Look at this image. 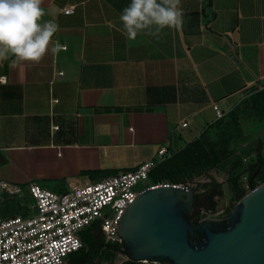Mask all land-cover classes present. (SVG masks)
<instances>
[{
    "label": "crops",
    "instance_id": "0c3cea01",
    "mask_svg": "<svg viewBox=\"0 0 264 264\" xmlns=\"http://www.w3.org/2000/svg\"><path fill=\"white\" fill-rule=\"evenodd\" d=\"M129 3L42 0L59 26L43 59L0 60V179L61 193L134 169L264 89V0H180V27L134 41Z\"/></svg>",
    "mask_w": 264,
    "mask_h": 264
},
{
    "label": "built area",
    "instance_id": "2783aa9c",
    "mask_svg": "<svg viewBox=\"0 0 264 264\" xmlns=\"http://www.w3.org/2000/svg\"><path fill=\"white\" fill-rule=\"evenodd\" d=\"M62 10L69 14L73 6ZM212 109L217 119L223 116L217 103H212ZM186 125V121L181 123ZM173 152L161 146L155 159L144 161L134 169L80 185L70 184L61 193L34 182L23 189L0 179V201L5 197L15 198L26 209V214L0 215V264H70L69 255L85 246L81 232L91 225L98 226L105 243L117 245L118 253H123L125 247L118 225L122 213L139 193L162 186L193 190L189 181L149 182L151 169ZM247 158L242 156V163L246 164ZM140 181L147 183L139 188ZM238 181L243 191L252 189L248 171L238 173Z\"/></svg>",
    "mask_w": 264,
    "mask_h": 264
},
{
    "label": "water",
    "instance_id": "95a60500",
    "mask_svg": "<svg viewBox=\"0 0 264 264\" xmlns=\"http://www.w3.org/2000/svg\"><path fill=\"white\" fill-rule=\"evenodd\" d=\"M196 192L148 188L121 215L127 264H264V182L227 217H201Z\"/></svg>",
    "mask_w": 264,
    "mask_h": 264
},
{
    "label": "trees",
    "instance_id": "16d2710c",
    "mask_svg": "<svg viewBox=\"0 0 264 264\" xmlns=\"http://www.w3.org/2000/svg\"><path fill=\"white\" fill-rule=\"evenodd\" d=\"M262 131H264V89L252 93L225 112L222 117L206 126L197 138L158 162L149 172V182L163 180L180 182L212 169H225L226 183L233 190L234 198L239 200L244 196L245 191L242 190L235 171L242 163V156L256 152V161L249 165L251 187L256 185L254 181L256 177L264 181V156L260 154L264 138ZM254 137H256L255 147L243 152L234 151L236 146ZM204 186L208 184L205 183ZM216 187L210 190L203 200L196 194L193 208L204 209L207 203L214 210L217 206L215 198L223 194L220 185L217 184ZM18 206L17 199H6L4 203L6 214L3 216L26 214V209L20 211ZM100 237L101 233L97 225H91L83 230L81 239L85 246L69 255L70 264H95L94 258L98 252L104 251L111 256L119 252L117 245L110 243L104 245ZM123 253L127 254L126 248Z\"/></svg>",
    "mask_w": 264,
    "mask_h": 264
},
{
    "label": "clouds",
    "instance_id": "9594fccd",
    "mask_svg": "<svg viewBox=\"0 0 264 264\" xmlns=\"http://www.w3.org/2000/svg\"><path fill=\"white\" fill-rule=\"evenodd\" d=\"M41 4L42 0H0V60L11 56L39 63L43 59L59 26L55 20L42 22ZM179 5L180 0H130L120 15L127 39L134 41L145 30L159 38L162 29L180 27ZM60 47L57 43L52 51Z\"/></svg>",
    "mask_w": 264,
    "mask_h": 264
},
{
    "label": "rangeland",
    "instance_id": "374dc122",
    "mask_svg": "<svg viewBox=\"0 0 264 264\" xmlns=\"http://www.w3.org/2000/svg\"><path fill=\"white\" fill-rule=\"evenodd\" d=\"M257 136V135H255ZM264 137V135H263ZM255 138V137H254ZM252 138L250 141L242 142L240 145L234 148V151H246L251 147H255L256 140ZM260 154L264 156V138H263V146L260 149ZM247 158V163H241L240 166L235 171V175L241 173L242 171H248L249 167L247 168L246 165H250L256 161V153L252 152L249 154ZM227 172L225 169L220 170H209L206 173L195 175L194 177L187 178L185 181H189L192 185V189L199 195L200 199L203 200L204 197L209 193L210 190H213L217 184L220 185V190L222 191V196L215 198L217 201V206L213 210L211 209L207 203H205V208H202L201 217H214V218H221L227 217L231 210L233 209L234 205L238 201L234 198L233 190L227 185L226 183ZM256 185L264 182L260 177H256L254 179ZM147 181H140L137 187H144ZM208 184V186H204V184ZM254 186V187H255ZM253 187V188H254ZM249 192V191H248ZM248 192H245L248 193ZM244 194V195H245ZM209 207V208H208ZM19 210L25 209L24 206H18ZM100 240L104 242V238L101 236ZM108 245V244H107ZM127 255L125 253H115L114 255H108L104 253V251L98 252V254L94 258L95 264H121L123 261L127 260Z\"/></svg>",
    "mask_w": 264,
    "mask_h": 264
},
{
    "label": "flooded vegetation",
    "instance_id": "af4514ba",
    "mask_svg": "<svg viewBox=\"0 0 264 264\" xmlns=\"http://www.w3.org/2000/svg\"><path fill=\"white\" fill-rule=\"evenodd\" d=\"M106 244H108V243H105V245ZM128 263V260H126V261H123L121 264H127ZM142 264H153V263H151V262H144V263H142Z\"/></svg>",
    "mask_w": 264,
    "mask_h": 264
}]
</instances>
